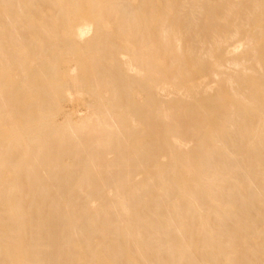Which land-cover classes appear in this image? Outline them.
Returning a JSON list of instances; mask_svg holds the SVG:
<instances>
[{
    "label": "bare ground",
    "instance_id": "1",
    "mask_svg": "<svg viewBox=\"0 0 264 264\" xmlns=\"http://www.w3.org/2000/svg\"><path fill=\"white\" fill-rule=\"evenodd\" d=\"M0 264H264V0H0Z\"/></svg>",
    "mask_w": 264,
    "mask_h": 264
},
{
    "label": "rangeland",
    "instance_id": "2",
    "mask_svg": "<svg viewBox=\"0 0 264 264\" xmlns=\"http://www.w3.org/2000/svg\"><path fill=\"white\" fill-rule=\"evenodd\" d=\"M80 110V113H81V109H79Z\"/></svg>",
    "mask_w": 264,
    "mask_h": 264
}]
</instances>
